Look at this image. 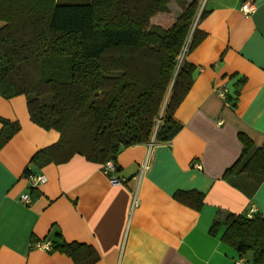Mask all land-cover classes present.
I'll return each instance as SVG.
<instances>
[{
    "label": "crops",
    "instance_id": "crops-1",
    "mask_svg": "<svg viewBox=\"0 0 264 264\" xmlns=\"http://www.w3.org/2000/svg\"><path fill=\"white\" fill-rule=\"evenodd\" d=\"M245 1L254 7L247 15ZM197 9L191 33L196 27L204 36L184 55L193 71L172 114L179 128L154 142L143 171L146 143L121 149L118 183L79 154L31 164L59 135L30 121L24 95L0 96V119L19 126L0 147V264H74L35 245L57 232L92 247L98 258L91 264H251L249 252L222 242L223 227L209 230L227 213L264 218V179L249 191L223 178L240 155L239 132L258 147L264 141V0H200ZM219 86L228 105L214 91ZM26 167L45 181L29 187ZM179 191L203 194L202 204L181 203L173 195ZM24 193L29 203L19 201Z\"/></svg>",
    "mask_w": 264,
    "mask_h": 264
},
{
    "label": "trees",
    "instance_id": "trees-1",
    "mask_svg": "<svg viewBox=\"0 0 264 264\" xmlns=\"http://www.w3.org/2000/svg\"><path fill=\"white\" fill-rule=\"evenodd\" d=\"M170 1L0 0V96L24 95L30 121L59 135L31 157V164L65 162L74 154L99 164L115 162L126 146L175 134L179 124L172 114L193 71L179 59L180 48L189 38L188 53L204 35L196 27L191 33L200 0H174L177 15L151 23L155 14L169 13ZM0 122L1 147L19 126ZM237 139L240 155L223 178L252 190L264 179V141L258 147L241 132ZM23 173L32 171L26 167ZM173 195L195 209L203 201L197 191ZM221 227L222 242L240 255L249 252L251 264H264V218L227 213L209 232ZM53 235L50 251L74 264L97 260L89 245Z\"/></svg>",
    "mask_w": 264,
    "mask_h": 264
},
{
    "label": "built area",
    "instance_id": "built-area-1",
    "mask_svg": "<svg viewBox=\"0 0 264 264\" xmlns=\"http://www.w3.org/2000/svg\"><path fill=\"white\" fill-rule=\"evenodd\" d=\"M254 7L252 2L250 1H245L240 5V10L243 14L247 15L249 13H251L253 11ZM187 48V43L185 44V46H183V48H181L182 50V54L180 56V60L184 57L185 53H186V49ZM216 95L220 98V100L223 101L224 105H228L229 102L226 100L227 99V89L225 87L219 86L216 87L214 89ZM154 136H152L149 141L145 142L147 145V152L143 162L140 165V170H145V168L148 167L149 165V158H150V153L152 151V148L154 146ZM101 171H103V173L105 175H107V177L109 178L111 183H118L120 182V179L118 177L115 176L116 174V163L113 160H107L105 161L102 165H101ZM28 181H29V187H36L37 184L43 183L45 181V178L42 174H29L27 176ZM30 196L28 193H24L23 195L20 196V200L23 203H29L30 202ZM133 203H135V200L133 201ZM253 211V208L250 210V212ZM248 216H251L250 214H248ZM36 246L44 248V249H50V242L49 241H38L35 243ZM242 259L237 260L235 263L236 264H241L242 263Z\"/></svg>",
    "mask_w": 264,
    "mask_h": 264
},
{
    "label": "rangeland",
    "instance_id": "rangeland-1",
    "mask_svg": "<svg viewBox=\"0 0 264 264\" xmlns=\"http://www.w3.org/2000/svg\"><path fill=\"white\" fill-rule=\"evenodd\" d=\"M167 6L169 8L168 9L169 10V13H157V14H155L153 17L150 18L151 23L152 22H158V21H164V20H171L172 18H174L177 15V13L179 12V10H178V7H177V3L174 2V0L173 1H170L167 4ZM188 41H189V38H188V40L185 41V43L183 44V46H185L186 43H187V46H188ZM183 46L181 48H183ZM181 54H182V50L180 51L179 59H180ZM164 99H165V97H164ZM165 104H166L165 102L162 103V105L160 107L161 111L164 109V105Z\"/></svg>",
    "mask_w": 264,
    "mask_h": 264
},
{
    "label": "bare ground",
    "instance_id": "bare-ground-1",
    "mask_svg": "<svg viewBox=\"0 0 264 264\" xmlns=\"http://www.w3.org/2000/svg\"><path fill=\"white\" fill-rule=\"evenodd\" d=\"M169 93H170V89H168V91H167V93H166V96H165L164 102L167 100ZM164 102H162V103H164ZM162 109H163V108H162Z\"/></svg>",
    "mask_w": 264,
    "mask_h": 264
}]
</instances>
